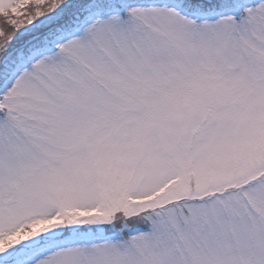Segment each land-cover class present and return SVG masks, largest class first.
Masks as SVG:
<instances>
[{"label":"snow or ice","instance_id":"1","mask_svg":"<svg viewBox=\"0 0 264 264\" xmlns=\"http://www.w3.org/2000/svg\"><path fill=\"white\" fill-rule=\"evenodd\" d=\"M0 264H264V0H0Z\"/></svg>","mask_w":264,"mask_h":264}]
</instances>
